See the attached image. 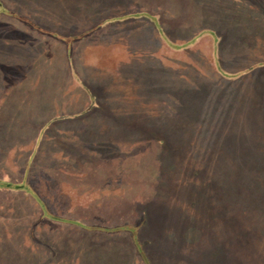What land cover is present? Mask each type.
Segmentation results:
<instances>
[{
	"label": "rangeland",
	"instance_id": "obj_1",
	"mask_svg": "<svg viewBox=\"0 0 264 264\" xmlns=\"http://www.w3.org/2000/svg\"><path fill=\"white\" fill-rule=\"evenodd\" d=\"M0 173V264H264V0H0Z\"/></svg>",
	"mask_w": 264,
	"mask_h": 264
},
{
	"label": "crops",
	"instance_id": "obj_2",
	"mask_svg": "<svg viewBox=\"0 0 264 264\" xmlns=\"http://www.w3.org/2000/svg\"><path fill=\"white\" fill-rule=\"evenodd\" d=\"M78 158V157H77ZM99 159H101V160H104V158H103V156H100V158ZM93 170H94V168L93 169H89V168H80L79 169V171H80V174H79V177L76 179V185H79V183L81 184V185H83L84 184V180H89V178H90V184L94 181V182H96V183H98L97 181L99 180V178H100V176H102V175H109L108 173H106L105 171H103V170H101V172H97V171H95L94 170V172H93ZM117 170H119V169H117ZM85 172V175L87 176V179H83V180H81L80 182L79 181H77L79 178H80V175L82 174V173H84ZM164 178H162V180L160 181V182H163V183H165L164 182V180H163ZM19 179H12V178H10V177H8L7 178V176H6V174H3V173H0V206L2 205H4L6 202H5V200H7V198H11V197H13V195L15 196V194L14 193H16V192H19V194H18V199L20 200L21 199V197H24V196H20V195H26L27 197H28V195H30L29 194V190H28V188L26 187V184H23L22 183V179H20L19 181H18ZM153 180L154 179H152V182H153ZM29 181H30V179H28V183H29ZM141 181H142V179H141ZM89 183V182H88ZM86 184H87V182H86ZM21 193V194H20ZM31 196V199H33L34 200V202L36 203V205H39V204H41L42 205V207H45L46 205L45 204H43V203H41L40 202V200L38 199V198H35V197H33L32 195H30ZM47 201H49L50 202V200L47 198ZM33 202V203H34ZM49 204H51V202L49 203ZM140 212V211H139ZM128 215H129V213H128ZM149 215V217H152V213L150 214H148ZM1 220H4L5 221V218L4 217H2L1 216ZM3 221V222H4ZM1 222V221H0ZM129 222H134V223H137V221L135 220V216H133V215H131V219H129ZM141 231H142V224H141ZM145 232H147L146 230H145V228H143V233H140V235H139V237H141V238H143L144 237V239L145 240H148V239H152L153 238V236L151 237L150 236V234H149V232H148V234H146ZM145 233V234H144ZM83 232H80V233H78V237H82L83 236ZM106 234V233H105ZM142 240V239H141ZM106 242V241H105ZM184 243V241L182 242V244ZM143 246H145L144 245V243L142 242L141 243ZM130 245H131V247H133L132 245V243L130 242ZM160 245H161V247L162 248H172L173 247V245H175L174 243H173V245L170 243V242H168V244L165 246L164 244L162 245L161 244V242H160ZM175 246H177V247H180L181 246V244H179V245H175ZM183 246V248H185L184 247V245H182ZM160 247V246H159ZM131 253L133 254V250L131 249ZM132 254H130V255H128V256H133ZM100 256H102V254H98L96 257H97V259H100ZM77 259V258H76ZM69 260H73L71 257L69 258ZM50 263H52L53 264V262H50ZM141 262L139 261V259L137 258V260H134V261H131V263H128V264H140Z\"/></svg>",
	"mask_w": 264,
	"mask_h": 264
}]
</instances>
